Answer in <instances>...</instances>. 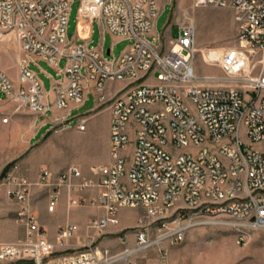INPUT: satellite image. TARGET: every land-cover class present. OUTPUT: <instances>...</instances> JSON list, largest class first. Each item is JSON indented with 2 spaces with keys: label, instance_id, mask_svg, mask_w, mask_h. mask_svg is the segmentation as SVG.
I'll return each instance as SVG.
<instances>
[{
  "label": "built area",
  "instance_id": "built-area-1",
  "mask_svg": "<svg viewBox=\"0 0 264 264\" xmlns=\"http://www.w3.org/2000/svg\"><path fill=\"white\" fill-rule=\"evenodd\" d=\"M70 3L0 0V39L14 33L23 53L19 86L0 68V91L17 108L62 111L53 123L66 129L71 103L84 98L89 84L100 101L106 98L108 82L126 81L109 98V161L92 166V177L69 165L59 172L42 167L31 179L17 164L11 165L0 177V194L4 191L19 205L25 233L15 241L0 242V264H137L132 253L153 243L179 242L201 219L220 221L216 216H225L238 243L249 229L264 227L263 70L256 77L247 71L235 75L246 91L250 87L248 97L238 84H203L213 78L195 72L192 25L180 27L169 48L162 49L160 35L154 32L158 0H79V15L130 41L119 56H107L103 42L90 47L68 38ZM197 3L233 9L239 44L264 53V0ZM62 58L64 66L59 64ZM39 61L60 75L49 90L31 66ZM74 118L84 129L86 117ZM35 189L44 193L49 213L56 210L63 192L68 209L87 202L102 209V215L85 224L83 248L53 255L57 246H69L80 226L65 221L51 240L33 209ZM89 189L95 191L93 198L86 195ZM122 206H142L146 216L138 220L134 248L111 256L96 242L107 226L118 222Z\"/></svg>",
  "mask_w": 264,
  "mask_h": 264
},
{
  "label": "rangeland",
  "instance_id": "rangeland-1",
  "mask_svg": "<svg viewBox=\"0 0 264 264\" xmlns=\"http://www.w3.org/2000/svg\"><path fill=\"white\" fill-rule=\"evenodd\" d=\"M78 6L79 0H71L68 22L70 37L75 33ZM159 7L162 10L156 21L157 34L161 33L165 24L167 30L172 27V36L174 37L178 35L179 28L184 25H192L195 28V52L192 57L195 72L200 77L211 76L213 78L210 81L201 82L203 84L221 82L238 84L248 97L251 92L250 87L247 86L246 91V87L236 81L235 75L247 71L248 76L256 77L261 69L264 72V53L260 50L244 48L239 44L237 40L238 25L234 19V10L227 7L199 4L197 0H159ZM93 30L94 39L89 46L97 47L98 23L94 24ZM160 41L163 50L169 48L170 41L161 35ZM129 43L128 39L114 41L107 33L103 40V50L105 55L117 57ZM108 49L112 50V54H107ZM0 59L7 63L10 62V58L3 54H0ZM64 63L65 59H60V66H64ZM233 64L234 67L231 69ZM31 66L36 70L45 89L49 90V74L58 76V71L44 61H39ZM89 88L85 103L74 108L69 114L70 128L62 129L60 125L52 123L44 134L37 135L35 133L40 125L37 113L25 105L17 108L13 101L3 100L4 95L0 91V99H2L0 100V177L14 164L18 165L19 172L31 179L36 177L42 167L59 172L69 165L78 166L86 176H94L91 171L92 166L108 161L102 152L103 136L98 133L95 138L92 135L93 126L98 131L103 130L105 113L99 112L87 119V129L83 131L76 126L77 118H74L77 115L83 116L82 114H85L95 103L98 94L91 84H89ZM97 102V109L90 114H94L104 105L109 106L110 104L108 98L100 101L97 99ZM53 114L60 115L61 113ZM131 149L132 142L129 143L127 151ZM38 192L35 189V199H33V209L36 214L39 207H46L45 199H43L44 193ZM87 196L93 198L95 191ZM18 207L19 205L4 191L1 192L0 242H12L24 236L25 225L18 218ZM89 208L99 207L94 203L87 202L83 206L67 209L76 211ZM102 212L101 209L100 212L90 214L78 213L74 218L67 217L68 211H66L63 220L56 222V227L39 219L45 224L47 232L54 235L53 240L59 224L65 221L79 224L78 233L84 237L82 238L84 244L86 241L85 224L88 220L102 215ZM144 216H146V208L142 206L120 207L117 212L118 222L110 224L115 225L114 227L117 229L107 233L110 225L107 226L97 238L96 244L107 248L111 256L120 254L125 249L134 248L136 243L133 233L135 234L139 224L138 220ZM224 217L223 215L216 216V219H220V221L215 219L209 222L197 221L186 229L181 241L153 243L132 253L130 258L137 264H264V227L249 229L245 240L238 243L235 228L223 221ZM19 231L21 234L17 239H8ZM105 237L111 239V242L105 243L103 241ZM72 239L69 246H57L53 255L66 254L83 248V244H73ZM121 246L122 248H120ZM118 264H124V261Z\"/></svg>",
  "mask_w": 264,
  "mask_h": 264
},
{
  "label": "crops",
  "instance_id": "crops-1",
  "mask_svg": "<svg viewBox=\"0 0 264 264\" xmlns=\"http://www.w3.org/2000/svg\"><path fill=\"white\" fill-rule=\"evenodd\" d=\"M162 1V0H161ZM165 3V2H164ZM158 5H159V0H158ZM162 8L159 7V11H161ZM98 23V44H100L101 42H103L104 40V36L105 34H109L110 37L112 39H114V41L120 40L121 38L118 36H115L111 33H109L107 30L103 29V27L99 24V22L97 20L91 19L90 17L86 16V15H77V20H76V26H75V33L70 37L68 35V38L75 42V43H83V44H87L88 46L92 43L94 37H93V27L94 24ZM156 27V25H155ZM154 27V32L157 33V31L155 30ZM68 34V31H67ZM159 35H161L164 39L170 41L174 36H172V27L170 29L167 30L166 28V24L163 27V30L161 31V33H158ZM109 50V49H108ZM0 54H3L4 56H7L10 58V62L7 63L5 60L0 59V68L10 77V79L13 81L14 85L17 87L19 86V80H18V62L20 60V58L22 57L23 53L20 47V44L16 38V36L14 35V33L12 32H8L5 33L1 39H0ZM13 70H12V68ZM50 76V87L51 84L57 80L60 75L58 76H54L49 74ZM126 86V81H111L108 82L106 85V91H105V96L106 98H111L116 92H118L119 90L123 89ZM89 92V91H88ZM88 92H86L84 98L79 101V102H72L70 105V113L74 108H78L81 105H83L85 103L86 97ZM2 100V99H0ZM3 100H8V98L6 96H4ZM10 101V100H8ZM98 107V102L97 99L95 98V103L93 104V106H91L88 111L85 114H82L83 116L86 117V119H89L90 117H92L93 115L99 113V112H104L105 113V126L102 129H100V131H98L96 129L95 126H93L92 129V135L96 138L97 134L99 133L100 135L103 136V140H104V146L102 147V152L103 155L105 157V159L109 161V149H110V110L108 108L107 105H104L102 108H100V110H98V112L94 113V114H90L91 112H94ZM50 112V114H48ZM53 113H62V111L59 110H55ZM51 113V111H45L43 113H37V118L40 121V125L35 133V135L37 134H44L52 125L53 121H54V117L53 114ZM48 114V115H47ZM90 114V115H89ZM78 116V115H77ZM75 117V116H74ZM87 121V120H86ZM87 126L85 124L84 129L86 130ZM108 161H106L105 163H107ZM93 189H89L86 192V195L92 194L93 193ZM66 211H68V215L67 217H74L78 214V213H82V214H90V213H95V212H100L101 209L100 208H89L86 210H68L66 207V195L64 194V192L62 193L59 203L57 204V208H56V212H47L46 211V207H39L37 209V214L39 216V218L42 221H46L48 223L51 224L52 227H56V222L63 220ZM81 211V212H78ZM115 225H110L107 229V233L114 231L115 229H117L116 227H114ZM21 232H17L15 233L12 237L8 238L9 240H13V239H17L18 236H20ZM134 233H133V237H134ZM48 236L51 240H53V234H49ZM82 235L81 234H76L73 239L72 242L75 245H82ZM111 239H107V237H105V239L103 240L105 243L107 242H111ZM122 242V239H121ZM70 243V242H69ZM71 245V244H70ZM122 248V246L120 247Z\"/></svg>",
  "mask_w": 264,
  "mask_h": 264
},
{
  "label": "bare ground",
  "instance_id": "bare-ground-1",
  "mask_svg": "<svg viewBox=\"0 0 264 264\" xmlns=\"http://www.w3.org/2000/svg\"><path fill=\"white\" fill-rule=\"evenodd\" d=\"M214 219H209V220H203V221H199V222H209V221H212Z\"/></svg>",
  "mask_w": 264,
  "mask_h": 264
},
{
  "label": "water",
  "instance_id": "water-1",
  "mask_svg": "<svg viewBox=\"0 0 264 264\" xmlns=\"http://www.w3.org/2000/svg\"><path fill=\"white\" fill-rule=\"evenodd\" d=\"M106 52H107V54H109V50H107Z\"/></svg>",
  "mask_w": 264,
  "mask_h": 264
}]
</instances>
